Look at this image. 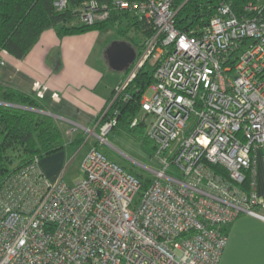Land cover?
I'll list each match as a JSON object with an SVG mask.
<instances>
[{"label":"built area","instance_id":"2783aa9c","mask_svg":"<svg viewBox=\"0 0 264 264\" xmlns=\"http://www.w3.org/2000/svg\"><path fill=\"white\" fill-rule=\"evenodd\" d=\"M67 2L54 0L57 10ZM113 5L153 33L107 110L120 94L131 97L127 87L148 63L154 82L131 125L144 123L158 167H146L144 186L94 146L82 179L69 184L51 181L35 158L0 189V264H219L222 227L242 214L264 221L263 0L241 12L221 2L206 25L188 31L176 26L175 0ZM109 16L91 1L80 22ZM116 125V117L102 123L98 142Z\"/></svg>","mask_w":264,"mask_h":264},{"label":"trees","instance_id":"16d2710c","mask_svg":"<svg viewBox=\"0 0 264 264\" xmlns=\"http://www.w3.org/2000/svg\"><path fill=\"white\" fill-rule=\"evenodd\" d=\"M91 1L96 2L100 8L109 9V18L92 25L81 23V7ZM248 1L250 0H175L176 26L183 31L202 27L216 14L221 2H228L236 12H241ZM113 2L114 0H68L65 9L57 10L54 0H0V52L6 50L13 56L22 58L31 51L42 32L47 29H54L59 37H64L91 30L101 31L115 25L122 35L130 28L141 33L139 39L132 37V42H128L135 49L136 57H139L153 29L134 12L115 8ZM124 21H127V25L120 26ZM132 65L125 71L126 75ZM153 82V68L147 63L127 87L126 91L131 97L125 99L120 94L104 113L100 126L109 117H116L117 125L113 130L124 126L132 131H139L151 142L144 126H132L131 123L141 111L140 103L145 90ZM33 109H46L39 96L0 83V189L6 177L33 162L35 158L41 160L61 152L69 144L80 147L85 141L82 133H78L67 143L57 121ZM136 175L147 186L150 178ZM222 230L226 231L225 226Z\"/></svg>","mask_w":264,"mask_h":264},{"label":"crops","instance_id":"0c3cea01","mask_svg":"<svg viewBox=\"0 0 264 264\" xmlns=\"http://www.w3.org/2000/svg\"><path fill=\"white\" fill-rule=\"evenodd\" d=\"M106 29L64 37H59L54 29H47L27 55L17 58L3 54L4 64L0 63V83L41 94L46 109L40 111L71 127L69 131H75L74 134L82 133L83 144L90 142L99 150L96 134L110 98L123 79L120 71L108 63L106 49L116 38ZM67 148L40 160L42 172L51 181L62 178L66 167L62 154ZM257 191L264 199L261 161ZM225 229L227 242L219 264H264V221L242 214Z\"/></svg>","mask_w":264,"mask_h":264},{"label":"rangeland","instance_id":"374dc122","mask_svg":"<svg viewBox=\"0 0 264 264\" xmlns=\"http://www.w3.org/2000/svg\"><path fill=\"white\" fill-rule=\"evenodd\" d=\"M126 25L127 21H124L120 24V26L123 27H125ZM106 31L112 33V35H114L117 39L112 41L111 44L115 41L132 42V39L130 38L135 37L136 39H139L141 36L140 32L135 31L131 28L128 30V32H126L125 35H122L118 32L115 25H110L106 29ZM118 73L123 75V81L126 77V74H124L123 71H120ZM118 86L119 84L117 85V87ZM141 115L142 113L140 111L137 114V117L140 118ZM57 123L65 135L66 142L70 143L74 139V135H76V133L74 134L75 131L71 132L69 131V128L71 127L65 126L58 121ZM141 125L145 128L144 123H141ZM106 138V142H99L100 150H102L110 159L116 161L128 171L146 177L152 173L146 167H158V162L154 155L152 143L146 140L143 134L139 131H132L130 128L121 126L111 131ZM90 140L92 139L90 138ZM92 147L93 146H91L90 142L87 144H83L80 147L70 144L68 145V148L62 154L63 162L66 165V167L63 169L64 175L62 173V179L65 182L74 184L82 179L83 175L81 172V163L87 152ZM58 156H61V153Z\"/></svg>","mask_w":264,"mask_h":264},{"label":"water","instance_id":"95a60500","mask_svg":"<svg viewBox=\"0 0 264 264\" xmlns=\"http://www.w3.org/2000/svg\"><path fill=\"white\" fill-rule=\"evenodd\" d=\"M106 57L110 67L116 71H126L136 58L135 49L125 41H115L106 49ZM45 114V111L33 109Z\"/></svg>","mask_w":264,"mask_h":264}]
</instances>
